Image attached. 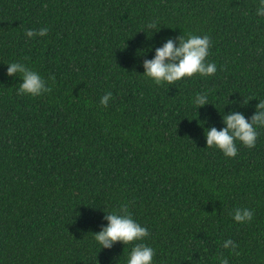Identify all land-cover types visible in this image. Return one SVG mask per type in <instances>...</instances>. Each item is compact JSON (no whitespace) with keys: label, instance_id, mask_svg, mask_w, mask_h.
Segmentation results:
<instances>
[{"label":"trees","instance_id":"1","mask_svg":"<svg viewBox=\"0 0 264 264\" xmlns=\"http://www.w3.org/2000/svg\"><path fill=\"white\" fill-rule=\"evenodd\" d=\"M255 2L0 0V264H124L131 243L99 249L92 234L123 203L149 230L153 264H264V128L232 158L204 138L223 112L248 118L264 99ZM189 33L210 36L215 74L171 85L142 75L166 38ZM13 61L50 91L18 95ZM195 93L208 104L196 109ZM236 207L253 219L234 222Z\"/></svg>","mask_w":264,"mask_h":264},{"label":"clouds","instance_id":"2","mask_svg":"<svg viewBox=\"0 0 264 264\" xmlns=\"http://www.w3.org/2000/svg\"><path fill=\"white\" fill-rule=\"evenodd\" d=\"M255 15L264 17V0H256ZM144 28L150 33L148 36L150 38L152 30L157 28V23L155 20L148 21ZM47 33L48 27L44 26L39 29L28 28L24 35L27 38H33L45 36ZM210 45L211 38L207 34L189 33L186 37L179 35L175 38H166L162 46L155 48L151 59L143 60L142 75L152 80L156 85H171L182 78L192 77L194 74L211 76L216 73L217 65L214 61L207 59ZM149 47L151 50V46ZM6 65L7 76L18 75L20 78L19 86L16 89L18 95L37 97L50 91L41 74L24 63L13 61ZM111 97L110 91L105 92L100 97L99 103L107 106ZM257 101L254 112L248 118L242 112L231 109L227 113L223 112L222 127L217 129L212 126L204 129L206 146L218 149L228 158L236 156L237 141L249 149L253 148L259 135L258 129L264 128V99H257ZM191 102L196 106V109L208 104L207 94L195 93ZM247 102H243V104H247ZM105 213L103 220L106 221V224L102 225L99 231L92 233L99 249H110L117 241L124 245L131 243L132 246L127 252L124 264H153L154 249L143 242L149 236V230L133 218L129 211V205L123 203L118 210ZM230 214L234 222L245 224L253 219L254 210L249 207H236ZM222 247L235 252L237 245L231 238H228L223 240ZM236 254L238 255V253ZM217 260L218 264H228L226 257L220 256L217 257Z\"/></svg>","mask_w":264,"mask_h":264}]
</instances>
